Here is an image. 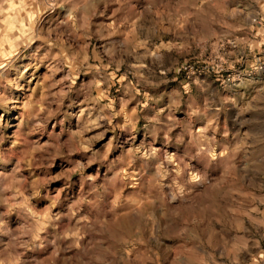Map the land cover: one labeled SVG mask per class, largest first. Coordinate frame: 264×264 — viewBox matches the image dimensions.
Listing matches in <instances>:
<instances>
[{"label":"clouds","instance_id":"9594fccd","mask_svg":"<svg viewBox=\"0 0 264 264\" xmlns=\"http://www.w3.org/2000/svg\"><path fill=\"white\" fill-rule=\"evenodd\" d=\"M13 111L0 264L264 261V0H0Z\"/></svg>","mask_w":264,"mask_h":264},{"label":"rangeland","instance_id":"374dc122","mask_svg":"<svg viewBox=\"0 0 264 264\" xmlns=\"http://www.w3.org/2000/svg\"><path fill=\"white\" fill-rule=\"evenodd\" d=\"M0 114H3L4 117H5V120L8 121L9 123L13 122V118L15 116V111L11 112V113H8V112H3V113H0ZM75 180V177H73V181ZM73 192L75 191V188L72 189ZM260 264H264V261H261Z\"/></svg>","mask_w":264,"mask_h":264}]
</instances>
